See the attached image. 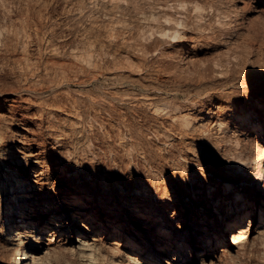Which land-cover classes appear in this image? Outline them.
Returning a JSON list of instances; mask_svg holds the SVG:
<instances>
[{"label":"bare ground","instance_id":"obj_1","mask_svg":"<svg viewBox=\"0 0 264 264\" xmlns=\"http://www.w3.org/2000/svg\"><path fill=\"white\" fill-rule=\"evenodd\" d=\"M0 264H264V0H0Z\"/></svg>","mask_w":264,"mask_h":264},{"label":"rangeland","instance_id":"obj_2","mask_svg":"<svg viewBox=\"0 0 264 264\" xmlns=\"http://www.w3.org/2000/svg\"><path fill=\"white\" fill-rule=\"evenodd\" d=\"M230 232H232V230H230Z\"/></svg>","mask_w":264,"mask_h":264}]
</instances>
